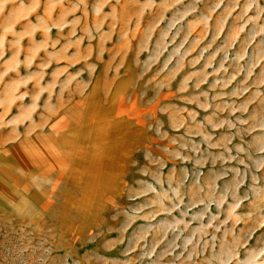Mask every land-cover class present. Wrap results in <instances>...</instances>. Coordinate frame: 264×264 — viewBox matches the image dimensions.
<instances>
[{
  "label": "rangeland",
  "instance_id": "1",
  "mask_svg": "<svg viewBox=\"0 0 264 264\" xmlns=\"http://www.w3.org/2000/svg\"><path fill=\"white\" fill-rule=\"evenodd\" d=\"M0 264H264V0H0Z\"/></svg>",
  "mask_w": 264,
  "mask_h": 264
}]
</instances>
